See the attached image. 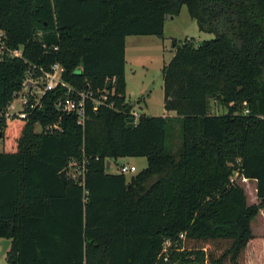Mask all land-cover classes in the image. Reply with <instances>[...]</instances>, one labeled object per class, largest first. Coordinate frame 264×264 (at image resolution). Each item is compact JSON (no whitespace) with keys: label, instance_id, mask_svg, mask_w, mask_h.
<instances>
[{"label":"trees","instance_id":"16d2710c","mask_svg":"<svg viewBox=\"0 0 264 264\" xmlns=\"http://www.w3.org/2000/svg\"><path fill=\"white\" fill-rule=\"evenodd\" d=\"M183 5L215 37L174 41L163 76L175 114L135 122L126 38L162 36ZM0 30L23 48L0 59V111L30 64L60 62L71 85L109 91L84 124L57 108L61 89L29 115L1 116L7 264H249L250 253L264 264V235L252 230L264 208V0H0ZM141 156L147 166L129 178L108 170ZM84 158V184L64 181ZM236 177L257 181L260 202L248 203Z\"/></svg>","mask_w":264,"mask_h":264},{"label":"rangeland","instance_id":"374dc122","mask_svg":"<svg viewBox=\"0 0 264 264\" xmlns=\"http://www.w3.org/2000/svg\"><path fill=\"white\" fill-rule=\"evenodd\" d=\"M213 32L202 31L197 20L189 14L186 5H183L180 13L166 17L164 33L158 35H130L126 40V95L127 101L147 115H174L173 111L165 109L164 100V76L163 69L172 59L175 47L174 41L184 42L187 38L193 39L196 45L204 40L214 38ZM219 112H226L220 108ZM37 131L41 128L36 126ZM4 150L3 140L0 137V151ZM111 172H118V165L121 163L134 164L136 170L126 173L128 178L147 166L146 157H122L117 161L110 160ZM235 180L244 187L247 193L249 204L260 202L257 197L256 187L253 180L236 177ZM264 209L252 222L254 235H264ZM263 230V231H262ZM249 264H256L252 253L248 255ZM7 253L4 250L3 239L0 238V264H7Z\"/></svg>","mask_w":264,"mask_h":264},{"label":"built area","instance_id":"2783aa9c","mask_svg":"<svg viewBox=\"0 0 264 264\" xmlns=\"http://www.w3.org/2000/svg\"><path fill=\"white\" fill-rule=\"evenodd\" d=\"M43 46L46 47L47 45L44 43ZM53 49L57 50L58 46H53ZM4 54L12 57H23V48H9L6 34L3 30H0V59L3 58ZM65 70V66L60 62H54L48 68L30 64L22 81L21 88L15 92L13 99L6 109L0 111V119L3 115L5 117L29 115L41 109L43 99L49 91L61 89L64 92L56 101L57 108L62 114H75L78 123L84 124L88 115L89 102L92 103L94 110L97 109L101 104L107 102L109 91L105 90L102 94H97L92 89L77 88L64 78ZM131 114L135 117V122H137L141 112L134 105ZM59 128V123L46 126L47 130ZM135 170L136 166L134 164L121 163L118 165V172L121 173H131ZM67 173L72 179L79 180L80 183L84 184L86 173L85 158L82 160L72 159L69 162Z\"/></svg>","mask_w":264,"mask_h":264},{"label":"water","instance_id":"95a60500","mask_svg":"<svg viewBox=\"0 0 264 264\" xmlns=\"http://www.w3.org/2000/svg\"><path fill=\"white\" fill-rule=\"evenodd\" d=\"M1 136V133H0ZM110 165V163H108V166ZM60 175L62 176L64 181H68V176H67V169H64L63 171H61ZM3 245H4V250L7 251L9 245H10V240L9 239H3Z\"/></svg>","mask_w":264,"mask_h":264},{"label":"crops","instance_id":"0c3cea01","mask_svg":"<svg viewBox=\"0 0 264 264\" xmlns=\"http://www.w3.org/2000/svg\"><path fill=\"white\" fill-rule=\"evenodd\" d=\"M128 37V36H127ZM126 40H127V38H126ZM125 70H126V67H125ZM125 73H126V71H125ZM40 126V128H41V130L43 129L42 128V126L41 125H39ZM40 130V131H41ZM129 158H132V157H129ZM247 179V178H246ZM248 180H253L254 181V185H255V187H256V191H257V181L255 180V179H248ZM258 197V196H257ZM262 209H264V208H262ZM262 209L260 210V211H262ZM260 213V212H259ZM253 222V221H252ZM261 228L263 229L264 228V222L263 221H261ZM253 230V229H252ZM263 231V230H262ZM253 255V254H252Z\"/></svg>","mask_w":264,"mask_h":264}]
</instances>
